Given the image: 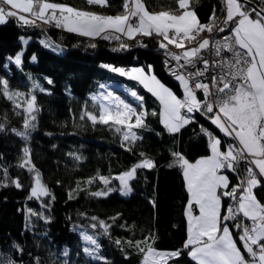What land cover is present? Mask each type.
I'll return each instance as SVG.
<instances>
[{"label":"trees","instance_id":"trees-1","mask_svg":"<svg viewBox=\"0 0 264 264\" xmlns=\"http://www.w3.org/2000/svg\"><path fill=\"white\" fill-rule=\"evenodd\" d=\"M54 2L104 15L123 11V0H109L108 7L90 6L86 0ZM143 2L150 12L175 7L174 0ZM190 5L202 23L208 22L213 5L220 7L219 0H190ZM21 36L28 40L26 45L20 40ZM41 41L60 51L45 47ZM121 42L128 47L120 49ZM92 44L95 47H91ZM20 49H23L21 65L12 61L6 64L8 57ZM161 50L153 36L117 41L83 37L52 25L21 27L15 19L0 25V78L8 80L11 90L35 95L38 108L33 121L35 126L25 140L11 131L13 128L23 131V116H17L15 111L19 110H14L12 103L0 96V123L7 129L0 132V180H5L3 169L6 168L8 178L5 182L9 183L6 188L0 187V258L13 260L15 264H36L37 257L39 264H137L141 256L126 241L142 240L150 233L155 236L154 247L158 250L172 251L182 247L186 238L187 192L181 170L169 167V164L173 161V152H180L189 160L207 154L208 138L201 132V125L215 132L214 126L203 115L195 113L193 123L178 134H168L159 124L158 117L151 115L159 109L155 97L138 81L104 67L110 65L121 69L146 63L179 92L176 82L162 71ZM49 80L52 82L48 83ZM34 83L40 87L34 88ZM107 90L132 103L134 100L126 90H135L144 97L148 127L137 130L143 139L132 146L131 152L121 147L120 135L114 129L102 124L94 126L90 121L80 119L85 109L98 113L99 97ZM93 96L98 99L93 101ZM24 147L29 148L32 164L55 197L54 200L51 196L42 198L51 201L47 207H41L38 200L27 198L34 173L17 166ZM70 153L81 159L76 160ZM145 157L152 159L156 167L138 169L135 179L129 182L131 192L121 195L115 175ZM98 174L112 181L110 187L114 191L106 197L90 195L105 189L98 179L92 184L87 183ZM17 177L23 185L21 189L10 183ZM255 191L264 202V186ZM69 193L72 199H69ZM223 203L226 207L228 199L225 198ZM29 208L42 213L48 222L39 216H30L26 221ZM93 216L111 226L108 234L99 227L91 229L88 226L98 223L91 219ZM76 227L89 229L97 240L99 247L95 257L98 259L84 253L85 242ZM117 240L121 241L120 245L116 244ZM14 243L23 251L13 248ZM179 264L193 262L185 253Z\"/></svg>","mask_w":264,"mask_h":264},{"label":"snow or ice","instance_id":"snow-or-ice-1","mask_svg":"<svg viewBox=\"0 0 264 264\" xmlns=\"http://www.w3.org/2000/svg\"><path fill=\"white\" fill-rule=\"evenodd\" d=\"M86 3L109 6V0H86ZM174 5L170 10L150 12L143 0H123L121 13L104 15L54 0H0V25L15 19L21 27L52 25L83 37L117 41L122 38L135 40L137 36L159 37V47L166 56L165 66L179 83L182 96L151 74V65L148 72L133 68L128 73L110 65L104 67L128 75L155 97L159 109L152 111L151 115L158 117L159 124L168 134L180 133L195 121L194 114L200 113L210 120L222 137L201 125V132L208 137L209 154L190 161L180 152L172 153L173 161L169 167L181 170L187 192L184 209L186 238L182 247L172 251L158 250L151 233L142 240H128L126 243L137 250L141 256L140 264H169L170 261L179 264L185 253L193 264H264V202L255 191L264 186V0H219L220 7L213 5L207 23L200 21L190 0H174ZM203 33L208 35L202 37ZM20 40L25 45L28 43L23 36ZM41 43L45 47L51 46L45 41ZM90 46L95 47V44ZM169 46L178 51H172ZM127 47L126 43H120V49ZM22 55V52L17 53L14 58L17 66L22 63ZM32 59L35 60V56ZM33 87L40 86L34 83ZM198 93H202L203 98ZM130 95L138 102L137 106L108 92L99 97L98 113L85 109L80 116L81 120L86 119L94 126L102 124L114 129L120 135L121 147L129 152L133 151L132 146L137 141L143 139L137 130L148 127L144 97L135 90ZM0 96L10 101L14 110H19L15 111L17 116H23V131L14 128L11 131L28 139L38 111L36 96L11 90L8 80L3 78H0ZM97 99L92 97L93 101ZM6 130L0 123V132ZM22 152L23 157L17 166L34 173L27 198L38 200L41 207H47L51 201L42 198L51 196L54 200L55 197L32 164L29 148L24 147ZM140 155L143 157L144 153ZM75 159L81 158L75 156ZM154 167L155 162L145 157L116 175L114 179L119 181L121 194L131 192L129 182L135 179L138 169ZM228 173L236 175V184L230 183ZM3 174L7 180L6 168ZM96 179L105 185V189L90 195L106 197L114 191L110 187L111 179L103 175L91 177L87 183L92 184ZM5 180H0V187L9 186ZM10 183L17 189L23 188L19 177ZM72 198L69 193V199ZM225 198L229 201L226 207ZM27 212L26 221L30 216H39L48 222L42 213L31 208ZM91 219L97 221V217ZM90 227H99L108 234L111 226L99 220ZM80 237L85 242L84 253L98 259L95 252L99 245L94 236L81 231ZM116 244L120 245L121 241L117 240ZM13 248L23 251L15 243ZM0 264H15V261L0 258ZM36 264H39L38 257Z\"/></svg>","mask_w":264,"mask_h":264},{"label":"rangeland","instance_id":"rangeland-1","mask_svg":"<svg viewBox=\"0 0 264 264\" xmlns=\"http://www.w3.org/2000/svg\"><path fill=\"white\" fill-rule=\"evenodd\" d=\"M206 34L207 33H203L202 34V37H204V36H206ZM138 37V36H137ZM152 37V36H151ZM153 37H155V39L159 42V40H160V38L159 37H156V36H153ZM25 38V37H24ZM26 39V38H25ZM49 48H51V49H53V50H55V51H60V49L58 48V47H55V46H50ZM175 49V48H174ZM23 51V49H20L18 52H16L14 55H11V56H9L8 57V59H7V62H6V64H8L9 62H15L14 61V58H15V56H16V54L17 53H21ZM174 51H178V50H174ZM161 56V55H160ZM9 58H12V59H9ZM133 69V68H142L145 72H148L149 70V68L147 67V64L145 63V64H138V65H135V66H132V67H130V69ZM151 74H154L162 83H164L165 85H167V86H169V87H171V85H169L168 83H166V82H164L162 79H161V77H159L157 74H155L154 72H153V69H152V66H151ZM128 76V75H127ZM129 77V76H128ZM172 90H173V88H172ZM108 92H113V91H106V94L108 93ZM126 92L128 93V94H130V90H126ZM115 93V92H114ZM113 94V93H112ZM103 95H104V93H103ZM113 96H114V94H113ZM115 97H117L116 95H115ZM131 98H132V100H134V102L132 103V102H129V101H127V100H124L125 102H128V103H130V104H132L133 106H137V101L131 96ZM121 99V98H120ZM215 135V134H214ZM217 136V135H216ZM208 138V137H207ZM131 168V167H130ZM129 168V169H130ZM116 175H118V174H116ZM115 175V176H116ZM118 181V180H117ZM119 181H118V192L121 194V192L119 191ZM98 191H102V190H98ZM130 193V192H129ZM128 193V194H129ZM122 195V194H121ZM98 222V221H97ZM91 224H93V223H90L88 226H90ZM98 224V223H97ZM77 228V230L79 231V233L81 232V231H85V232H87L88 234H91L89 231V229H87V230H85V228H82V227H76ZM91 228V227H90ZM98 228V227H97ZM96 228V229H97ZM91 229H93V228H91ZM92 235V234H91ZM92 247V246H91ZM140 262H141V258H140V260H138L137 261V264H140Z\"/></svg>","mask_w":264,"mask_h":264},{"label":"crops","instance_id":"crops-1","mask_svg":"<svg viewBox=\"0 0 264 264\" xmlns=\"http://www.w3.org/2000/svg\"><path fill=\"white\" fill-rule=\"evenodd\" d=\"M148 68H149V66H148ZM132 69V68H131ZM131 69L130 68H128L127 69V73L128 72H130L131 71ZM149 70V69H148ZM172 79V78H171ZM172 80H174L175 82H176V84H177V86H178V88H179V92H176V90L171 86V87H169V86H167V87H169V88H173V91L178 95V96H182V90L180 89V87H179V83L175 80V79H172ZM214 126V125H213ZM214 130H215V132L214 131H211V130H209V131H211L213 134H215V135H217V136H221L222 137V134L219 132V130L214 126ZM226 139V138H225ZM207 154H209V153H207ZM207 154H205V155H207ZM202 156H204V155H202ZM199 157H201V156H199ZM199 157H197V158H199ZM196 158V159H197ZM195 160V159H194ZM194 160H190V161H194ZM228 175H229V179H230V183L231 184H236L237 183V179H236V175L235 176H233V174L232 173H228ZM198 214V213H197ZM187 223V222H186Z\"/></svg>","mask_w":264,"mask_h":264},{"label":"built area","instance_id":"built-area-1","mask_svg":"<svg viewBox=\"0 0 264 264\" xmlns=\"http://www.w3.org/2000/svg\"><path fill=\"white\" fill-rule=\"evenodd\" d=\"M208 34H206V36H207ZM170 47V49L172 50V51H174L175 49L172 47V46H169ZM177 50V49H176ZM175 52V51H174ZM161 56H162V62H163V71H164V73L166 74V75H168L170 78L172 77L170 74H169V72H168V70H167V68H166V66H165V60H166V56H165V52H164V50L162 51V54H161ZM174 63V62H173ZM122 70H124V72H126V68H122ZM198 95L200 96V98H203L202 97V93H198ZM241 174H243V172H244V169L243 168H241Z\"/></svg>","mask_w":264,"mask_h":264},{"label":"bare ground","instance_id":"bare-ground-1","mask_svg":"<svg viewBox=\"0 0 264 264\" xmlns=\"http://www.w3.org/2000/svg\"><path fill=\"white\" fill-rule=\"evenodd\" d=\"M162 51L163 49L161 50V54H162ZM160 59H161V68H162V71H163V62H162V56H160ZM127 69V67H124ZM164 72V71H163ZM166 75V74H165ZM167 77H169L168 75H166ZM170 78V77H169ZM172 79H174V77H171Z\"/></svg>","mask_w":264,"mask_h":264}]
</instances>
